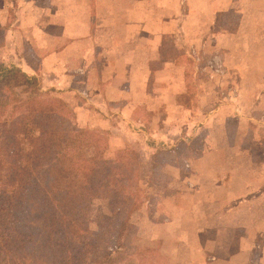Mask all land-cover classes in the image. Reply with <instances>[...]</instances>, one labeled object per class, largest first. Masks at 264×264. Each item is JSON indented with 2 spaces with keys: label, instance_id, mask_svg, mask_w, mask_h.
Returning a JSON list of instances; mask_svg holds the SVG:
<instances>
[{
  "label": "crops",
  "instance_id": "obj_1",
  "mask_svg": "<svg viewBox=\"0 0 264 264\" xmlns=\"http://www.w3.org/2000/svg\"><path fill=\"white\" fill-rule=\"evenodd\" d=\"M207 1L210 12L191 0H94L81 7L83 20L76 22L90 25L97 16L95 33L75 30L69 2L44 3L33 7L32 18L0 20L9 25L3 51L10 50L8 64L40 77L43 89L65 94L80 127L117 138L124 129L111 120H121L130 133L153 131L159 140L146 142L152 156L156 144L174 137L157 128L160 121L187 125L195 117L183 98H198L205 119L189 132L206 142L194 145L196 154L185 165L171 166V188L180 191L176 207L149 226L147 237L164 250L162 264H264V158H255L264 146V100L258 96L264 91V2L242 0L240 8V0H226L219 8ZM220 11L227 15L222 28ZM209 46L210 53L219 52L223 79L204 66L199 71L207 77L192 91L197 86L189 83L187 60ZM219 86L238 90L236 97L220 99Z\"/></svg>",
  "mask_w": 264,
  "mask_h": 264
},
{
  "label": "trees",
  "instance_id": "obj_2",
  "mask_svg": "<svg viewBox=\"0 0 264 264\" xmlns=\"http://www.w3.org/2000/svg\"><path fill=\"white\" fill-rule=\"evenodd\" d=\"M7 28L0 24V50ZM54 91L43 89L40 77L0 60V132L8 136L0 147V264H86L95 246L85 239L87 217L96 199L112 209L103 236L116 229L115 248L102 264H119L131 216L144 202L139 168L133 159L109 154L107 133L74 124L63 102L49 98ZM49 170L62 177V188L48 191ZM36 204L42 209L41 247L32 224L20 220V226L16 217Z\"/></svg>",
  "mask_w": 264,
  "mask_h": 264
},
{
  "label": "rangeland",
  "instance_id": "obj_3",
  "mask_svg": "<svg viewBox=\"0 0 264 264\" xmlns=\"http://www.w3.org/2000/svg\"><path fill=\"white\" fill-rule=\"evenodd\" d=\"M69 2L71 7L73 6V14H74V27L75 30L78 32L81 31V29H86V33H88L90 30L91 32L95 33L97 29H100V25H98L96 18H91V24H79V20H83V12L81 7L85 4H93L94 0H0V20H6L7 23H12L19 17H34V10L33 7L36 5H43L44 3L50 4L51 2ZM206 1V2H205ZM236 1V0H235ZM241 1L237 4L240 8L241 7ZM197 2L200 10H203L204 12L211 11V5L208 4L207 0L201 1V0H191V4ZM204 4H203V3ZM226 0H213L214 6H218L219 8H222L225 5ZM255 5H261V3L264 2V0H254ZM63 3V12H65L64 6L66 5ZM188 4V2H187ZM207 6V8H205ZM189 8V5L186 7ZM195 12V11H194ZM231 18L235 19L236 15L233 14L232 16L229 15ZM192 19V17H190ZM217 18L219 22L222 21V24L220 27L222 28L225 24L227 15L223 14V11H220L217 14ZM196 19H202L206 21L208 18H200V16ZM195 19V20H196ZM9 26V25H8ZM49 29V28H48ZM101 33V32H100ZM5 36V34H4ZM100 39V38H98ZM173 43V42H172ZM174 44V43H173ZM5 47V46H4ZM3 47V48H4ZM1 48L0 50V60L4 63L9 62L8 56H9V48L8 50H4ZM211 46L206 47L205 51H201V54L198 56H194V58H190L187 60V65L190 73L191 80L189 83L196 84L195 91L197 92L198 86L200 85V81H205L206 72H200L199 69L202 67H215L217 69L216 73L217 76L221 79H223L224 73L222 72L224 69V64L221 61V57L219 55V52H212L210 53ZM176 56L179 58L184 59V56H181V53L179 51H176ZM217 55V56H216ZM197 57H200V60L197 59ZM218 57V58H217ZM259 60V59H258ZM263 61L259 60V63H262ZM193 89V88H192ZM238 90L235 89H226V87H220L219 86V98L232 100L236 97L235 93L237 94ZM193 95V93H192ZM259 99L263 103L264 100V91L259 93ZM189 95H186L183 100L185 103H190V109L193 110V117L195 119L193 120H187L188 124L181 127L177 126V122L175 120L170 121L169 124L162 123L159 119L156 120L159 123L157 125L158 129H169L170 134H173L174 137H169L168 140H166V144L164 142H160L156 144V150L157 153L156 156H153L151 152L148 150V142L149 144L153 142L152 140H159L158 137H152L150 135L151 132L148 134L147 131L144 133L140 132L137 133H130V130L127 126L126 122H122L121 120H111V123L114 126H117L118 128H123L124 130L120 131V136L117 138L113 137L112 132L107 131H101V129H90L96 133H107L108 135V151L109 154L113 157L116 156L118 159H133L134 163L137 164L139 168V177L137 179L138 186L145 191V197H141L143 202L142 207L136 211L132 217V229L129 234V238H127L126 242H124L125 249L122 252V258L119 264H152L153 260L155 261L157 258V261L160 264V260L162 261L165 256L162 255V252L164 250L162 248H157V246L154 244L152 245L151 239H148V235L150 233V227H152V223L159 222L163 216H165L166 213H172L176 207L175 198L177 193L180 191L178 189L172 190L171 188V178L175 175L172 174V168L171 166L177 167V165H185L186 161L192 160L194 158L195 148L194 145L202 146L204 142H206L205 138H200V140L195 141L193 138L194 132L190 131V126L196 125L194 128L196 129L197 124H200V121H204L205 117L203 114L205 113V110L203 108V105H196L195 102L199 100L198 98L189 100ZM49 98H53L57 101H62L63 105L66 106L67 111L69 112V117L71 121L74 124H79L75 120V112L73 109H71V106L64 101L63 98L65 97V94L62 92L53 93L51 92L49 94ZM195 101V102H194ZM207 111V110H206ZM181 118V116H180ZM153 124H151V127H155ZM162 126V127H161ZM168 126V127H166ZM207 124H203V133H205ZM146 127V126H145ZM84 128V127H82ZM193 128V127H192ZM193 128V129H194ZM231 128V123H230ZM247 128V129H246ZM151 129V128H149ZM185 129V130H183ZM252 126L251 125H245V130L252 132ZM147 130V129H146ZM198 131V130H196ZM114 132L116 130L114 129ZM264 132V131H263ZM166 134V133H165ZM249 134V133H248ZM113 137V138H112ZM8 139V136L4 134L3 132H0V147L1 145ZM154 141V142H155ZM147 144V145H146ZM150 147V146H149ZM257 147V146H256ZM257 152L255 153L256 160H261L264 158V146L263 144H260V146L256 149ZM154 152V153H155ZM91 150H87V154H91ZM179 166V167H180ZM52 173V174H51ZM45 181L49 185L48 191L50 190H57L59 188H62L64 185V181L62 177L56 175L54 171H48L45 175ZM33 191V190H32ZM30 192V196L32 199H35L39 196H36L35 189L33 192ZM187 199H190L191 195H185ZM188 203V202H186ZM33 204V203H32ZM181 204V202H179ZM182 205V204H181ZM33 210L30 212L24 213L22 216V213H17L16 217L19 220L18 225H23L22 223L25 220H28L27 223H31V229L30 231L33 232L35 243L37 247H41L44 244V232L42 230L41 225L39 224V219L42 217V209L39 207V205H32L31 206ZM112 209L105 200L96 199L93 201L90 207V212L88 214L87 220L89 224V232L85 234V239H87L88 242L94 244V248L89 252L87 257V263L86 264H102L105 261V255L108 253H112V249L115 247V227L111 226V232H107L106 235L103 236L106 224L110 221ZM134 219V220H133ZM20 220H23L22 222ZM150 226V227H149ZM28 229V228H27ZM110 228H108V231ZM259 255V254H257ZM154 264V263H153Z\"/></svg>",
  "mask_w": 264,
  "mask_h": 264
}]
</instances>
